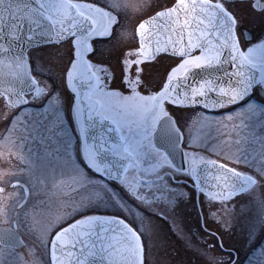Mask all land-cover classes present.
<instances>
[{
  "label": "snow or ice",
  "instance_id": "obj_1",
  "mask_svg": "<svg viewBox=\"0 0 264 264\" xmlns=\"http://www.w3.org/2000/svg\"><path fill=\"white\" fill-rule=\"evenodd\" d=\"M135 7L129 0H0V65L13 69L11 82L0 80V95L17 107L35 103L51 112L58 138L55 159L70 168L76 188L89 189L42 238L49 264H143L144 233L133 226L137 217L144 219L140 210L152 211L153 203L166 194L188 195L185 176L200 189L205 183L201 166L215 181L218 191L206 192L212 199L243 198L264 190V148L235 157L236 167L189 153L184 150L180 111L190 105H239V112H264V103L256 99L264 100V0H170L139 21V46L127 48L114 62L113 49L110 43L105 49L104 42L118 34L122 10ZM161 20L166 21L163 27ZM254 22L261 25L259 33L253 31ZM25 23L29 39L69 44L67 59L60 51L52 54L48 81L31 75L30 49L11 47L21 39ZM168 55L178 63L154 77L151 66ZM225 67L231 72L215 75ZM193 70H203L204 78L197 79ZM116 81L119 85L113 87ZM23 115L20 111L12 118L7 136ZM189 146L199 147L191 141ZM178 152L186 167L177 165ZM19 185L14 178L13 187ZM254 198L259 210L248 223L250 239L264 232V191ZM101 208L126 212L132 222L122 215L100 214ZM11 235V228L0 230V243ZM22 243L17 238L6 247ZM220 247L224 250L222 242ZM3 255L0 251V264H5ZM250 264H264V246L254 249Z\"/></svg>",
  "mask_w": 264,
  "mask_h": 264
},
{
  "label": "flooded vegetation",
  "instance_id": "obj_2",
  "mask_svg": "<svg viewBox=\"0 0 264 264\" xmlns=\"http://www.w3.org/2000/svg\"><path fill=\"white\" fill-rule=\"evenodd\" d=\"M85 2H92V0H85ZM108 2L110 3L111 0ZM129 2L136 7L122 10V22L118 34L113 41L104 42L105 49L109 48L110 43L114 62L116 56L127 48L139 46L135 33L139 22L129 26L126 22V13H139L140 20H142L151 16L154 11H158L160 7L167 6L170 0H129ZM151 3H153L154 10L150 9V11L148 9L150 7H147L149 11H145L144 8ZM252 28L253 31L259 33L261 25L259 22H254ZM60 45H68L65 49L67 59L69 47L67 41L63 44L45 45L44 49L49 51L50 48ZM175 63L178 61L174 60L171 55L161 56L159 62L151 66L155 70L154 77L166 67L174 66ZM30 64L32 76L38 81H48L47 74L40 77L44 80L39 79L32 52ZM58 67H62V64ZM148 67L145 65L146 72ZM118 85L119 81H116L112 86L117 87ZM256 99L258 103H264V100L259 97ZM238 108L239 105H236L210 111L200 106L182 107L180 111L185 124L183 128L184 150L189 153L196 152L198 156L221 159L225 163H232L234 167L237 166L233 162L235 157L250 156L253 152H260L264 148V112H239ZM20 111H23L24 115L18 118L11 136H7L5 129ZM228 113H232L231 119L227 118ZM52 121L51 112H45L35 103L20 108L15 104H10L5 95H0V188L4 189L0 192V230L11 228L12 235L6 238L8 244L15 242L17 238L23 242L14 249L0 243V248L4 249L7 253L3 254L8 256L10 252L14 254L24 252L31 258H38L42 264H49L50 259L48 255H45V249L41 243L49 226L59 215L70 212L71 204L80 200L82 195H87L89 191L87 188L84 191L76 188L72 182L73 173L70 168L56 161L58 138L55 136L56 130L51 127ZM69 131L74 136L78 135ZM189 141L198 144L199 147H190ZM218 143L221 145L220 154L210 149L212 145ZM202 152L204 155H201ZM242 170L246 169L242 168ZM14 178L20 180V185L17 187H13ZM182 179L187 185L185 191L189 193L188 195H192L195 201V215L198 217V223L195 221L193 225H184L181 221L180 206L184 204L182 200L188 199L187 195L173 197L166 194L164 198L157 199L153 203L152 211H144L142 208L140 211L144 219L141 222L137 217L136 224L133 226L139 225V230L144 233L146 251L143 264H152V259L157 258L178 260L177 264H185L183 260L186 259H189L187 264H245L249 259L247 256L253 255L254 249L263 246L264 232L263 235L259 231L256 233L250 240L249 246H252L246 251L230 246L226 237L231 228L236 226L241 232L242 229L248 227L249 221L242 217L228 218L225 217L228 216L225 213L219 230L214 228L209 214L210 210L206 209V205L201 202L202 198L200 199L198 195H204L205 198L210 197L198 190L195 183L187 176ZM61 180L63 182L58 183ZM25 185L28 186L27 190H25ZM259 190L258 188L256 191L259 192ZM145 191L154 192L155 188L145 189ZM224 201L228 204L230 200ZM133 211H136L135 206H133ZM100 214L122 215L129 223L132 222L131 215L126 212H105L101 208ZM195 215L188 217L191 219ZM63 226L61 224V227ZM215 226L218 227V225ZM164 232L165 234L174 233L179 237L177 239L178 249L175 245L172 246V250L167 248L169 237L165 240L166 246L162 244L164 243L162 240ZM191 235L195 236L194 240L190 239ZM221 242L224 250L220 247ZM215 245L219 252L216 253V261L213 263V246Z\"/></svg>",
  "mask_w": 264,
  "mask_h": 264
},
{
  "label": "rangeland",
  "instance_id": "obj_3",
  "mask_svg": "<svg viewBox=\"0 0 264 264\" xmlns=\"http://www.w3.org/2000/svg\"><path fill=\"white\" fill-rule=\"evenodd\" d=\"M147 7L149 10H154V6L153 3L149 4V6H146L145 11H149L147 9ZM141 9V8H140ZM143 9V10H144ZM150 10V11H151ZM144 11V12H145ZM128 15V16H127ZM126 22L129 26H133L135 24H137L140 21V16L139 13H126ZM68 45H60L54 48H50L49 51L44 49V46L38 47V48H33L31 50L32 55L34 56V65L36 66L35 68L37 69V74L39 75V79L44 80L42 77L43 75H46L48 72V65L49 63H47L48 61H50L51 56L54 52L56 51H60L62 53L65 54V49L67 48ZM48 52V54H47ZM66 59V58H65ZM48 60V61H47ZM61 65V64H60ZM41 74V75H40ZM219 142V141H218ZM211 151H213L214 153H218L220 154L221 151V145L220 143L218 144H214L210 147ZM201 155H204V153L202 152ZM262 191V189L259 190V192H255L252 195L249 196H245L243 198H235V199H231L229 202H227L228 204L225 203V201H216V200H212L211 198H205V196L203 197L202 195H198L200 196V199L202 198V203L204 205H206V209L210 210L211 214V219H212V224L214 226V228L219 230L220 224L222 223V217L226 215L225 217L228 218H244L247 219L248 221H250L257 213H258V204L255 200V196L258 195L260 192ZM264 191V190H263ZM188 199L186 200H182V202L184 204H182L180 206V213H181V221L183 222V224H192L193 222L196 221V223H198V217L195 215L196 211H195V201L193 199L192 195H187ZM206 202V203H205ZM192 216L195 215V217H191V219L188 216ZM215 225H218L215 226ZM191 227V226H190ZM244 230V231H243ZM160 234V233H159ZM199 234V233H196ZM263 235V232H262ZM167 237H169V242H168V247L170 248V250H172V246L175 245L176 249L177 246L179 245V243L177 242V239L179 237H177L174 233H168L165 234V232L163 233V238L162 240H164V243H162L164 246H166L165 240H167ZM166 238V239H165ZM228 239L229 245L230 246H236L239 247L242 250H245L247 248H250L251 246H249L251 244V239L249 238V234H248V227H245V229H242L241 232L238 230V227L233 226L231 228V230L228 233V237H226ZM191 240L195 239V236L191 235L190 236ZM264 240V239H263ZM214 241V240H213ZM248 245V247H247ZM161 246V245H160ZM263 246H264V241H263ZM248 250V249H247ZM0 251H2L3 253H7L6 251H4V249L0 248ZM219 252L218 248L215 246H213V257H212V261L213 263L216 261V253ZM249 259H247V261L245 262V264H250V259L253 257V255H249L247 256ZM3 259L5 261V264H42L41 260H39L38 258H31L29 256L26 255V253H12L10 252V255L8 256L7 254L3 255ZM258 259V258H257ZM185 264H187V261H189V259L183 260ZM178 260H174V259H152V264H177ZM189 264V263H188ZM205 264V263H202Z\"/></svg>",
  "mask_w": 264,
  "mask_h": 264
},
{
  "label": "water",
  "instance_id": "obj_4",
  "mask_svg": "<svg viewBox=\"0 0 264 264\" xmlns=\"http://www.w3.org/2000/svg\"><path fill=\"white\" fill-rule=\"evenodd\" d=\"M159 23H160V26L163 27V24L166 23V21L161 20ZM27 27H28V25H27V23H25L24 30L21 32V39L14 40V41L11 42V47L14 50H16L18 48H23V49H25L27 51L29 49H33V48H37V47H40V46L52 44V42L47 37H43V38L33 37V38L29 39V37L27 35V31H26ZM137 38H138V35H137ZM5 39L7 40V38H5ZM152 39H153V46H155V37H153ZM12 70L13 69H11L7 63H4L3 65H0V80H3L6 83L7 82H11L12 81V77L9 75V73ZM231 70L232 69L230 67H225V68H222L219 71H217L215 73V75L216 76H220L223 72H225V71L231 72ZM193 71H195L197 73V77H196L197 79L204 78L205 73H204L203 70H193ZM31 75H32V72H31ZM192 79H193V77L189 76V80L191 81ZM181 91H183V88H181ZM7 99H8V97H7ZM8 101H9V99H8ZM12 104H14V103H12ZM197 106H200V105H190L188 107H197ZM200 107L204 108L203 106H200ZM204 109H206V108H204ZM207 110L216 111V110H219V109L207 108ZM175 161H176L177 165H184L185 167L187 166L186 164H184V158H183L182 154L179 153V152L176 154ZM210 171H212V174L215 175L214 170H210ZM201 173H202V180L205 183H202L200 189H198V190L201 191L203 189L204 190L203 192L205 194H206L207 191H211V192L218 191L215 188V181L212 180L211 176H209V175L204 173V170H203L202 166H201ZM206 185H207V187H206ZM214 200H216V199H214ZM216 201H224V200H216ZM2 244L6 245L8 243L5 242V243H2ZM77 248H78V246H77ZM71 250L72 249L70 248L69 251H71Z\"/></svg>",
  "mask_w": 264,
  "mask_h": 264
}]
</instances>
